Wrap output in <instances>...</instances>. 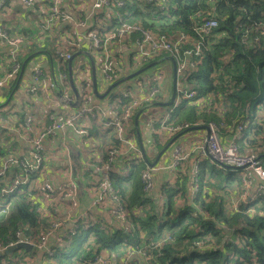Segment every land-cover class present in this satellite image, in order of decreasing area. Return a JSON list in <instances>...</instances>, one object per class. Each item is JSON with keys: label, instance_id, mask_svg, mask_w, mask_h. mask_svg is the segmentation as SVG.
<instances>
[{"label": "trees", "instance_id": "trees-1", "mask_svg": "<svg viewBox=\"0 0 264 264\" xmlns=\"http://www.w3.org/2000/svg\"><path fill=\"white\" fill-rule=\"evenodd\" d=\"M92 2L64 0L62 10L69 15V21L58 20L51 30L42 34L34 26L28 33L31 42L28 49L24 38L19 51L14 56L9 55V63L3 68L9 72L14 64L19 65L17 77L8 83L11 91L22 78L17 81L23 63L34 53L45 52L61 63L58 72L47 74L55 81L52 91H57L54 97L59 99L60 91L70 90L68 60L64 55L82 54L89 58L87 66L78 61L75 71V57L71 73L83 103L84 99L94 95L87 93L93 83L90 60L94 61L93 55L99 58V62H93L97 90L103 79L101 69L106 53L112 51L113 56L109 59L113 65L106 84L119 83L111 89L108 98L119 103V110L130 107L125 122L129 119L132 124L129 134L135 136L134 116L159 97L155 95L148 101H139L138 87H125L121 93L117 88L127 81H143V73L158 69L155 62L154 67L148 66L149 63L155 58L172 55L177 69V90L180 80L177 64L192 60L195 66L186 64L182 68L181 85L184 91H193L194 97L182 99L178 106L174 101L172 111L161 117L162 121L167 115L170 118L165 123L155 124V130L162 129L164 134L165 128H181L184 124L199 127L198 124L212 122L217 126L222 142L225 136H230L240 155H254L263 160L264 0H110L108 6L88 11ZM48 6H51L49 0H40L26 10L30 17L42 23L49 15ZM207 18H214L217 26L204 37L198 55L193 53L188 57L179 48L177 56L175 52L164 50L147 59V55H139L145 60L133 62V56L138 55L135 46L144 40L143 32L149 33L154 40L167 42H174L184 33L199 42L196 31ZM79 21L85 25L76 27ZM126 26L134 28L128 30ZM77 31L87 37L94 33L100 47L93 50L90 46L88 55L80 52L86 48L84 42L76 38ZM244 38L245 43L242 42ZM184 49L194 51L195 44L184 45ZM136 70H140L139 74L130 77L129 74L133 75ZM80 71H83L82 77ZM59 73L65 78L57 77ZM4 76L0 73V80ZM147 78L140 93L147 94L157 88L156 82ZM123 93L132 95L123 98ZM70 94L73 101L72 89ZM211 96L217 100V109H225L228 102V111L216 112V103ZM135 98L139 101L137 104ZM205 99L207 104L198 110ZM23 111L18 122L27 110L24 108ZM99 117L101 112L88 126L89 135H92L91 142L95 137L98 143L103 139L106 143L98 144L96 149H86L84 137L76 138L73 144L80 148L81 168L77 174L67 162L60 163L63 168L58 176L68 171L72 178L66 174L67 181L53 186V174L48 176L45 180L55 189L52 193L45 194L39 188L40 181H45L46 169H58L54 159L48 157L50 138L43 142L47 159L42 161L39 170L28 173L24 166L11 161L9 169L0 174V249L21 241L32 245L30 249H19L0 258V264H264V194L257 192L255 183L246 187L241 179L243 169L226 168L212 158L197 157L191 164L192 153L184 158L181 150L179 163L173 167L170 177L155 188L157 177L150 171L147 153L143 151L145 158L139 155L137 161H131L124 154L111 156L108 150L111 147L120 150V142L116 133L110 132L113 125L105 123L106 116L102 115L98 122ZM35 125L38 130L43 128L38 123ZM138 127L137 123V130ZM186 129L181 128L172 134L173 137ZM168 140L163 139L164 147ZM13 155L25 160L22 155ZM13 157L12 153L0 152V173L2 160L6 162ZM27 158L32 160V155ZM65 161H68V148ZM92 163L101 172L90 168ZM105 168H108V180L116 199L110 192H105L101 200L70 225L68 218L75 217L72 210L77 207V201L85 196L92 195V199L98 196ZM147 172L152 180L149 190H145L146 181L142 179V174ZM69 185L75 189L66 187ZM255 186L256 191L252 192ZM66 193H70L72 199L66 198ZM42 204L46 205V210Z\"/></svg>", "mask_w": 264, "mask_h": 264}, {"label": "built area", "instance_id": "built-area-1", "mask_svg": "<svg viewBox=\"0 0 264 264\" xmlns=\"http://www.w3.org/2000/svg\"><path fill=\"white\" fill-rule=\"evenodd\" d=\"M13 2L16 0H12ZM19 4L25 8V9H31L33 8V6L35 5V2H38L40 0H18ZM51 3V6H48L49 9V15L47 18H45L42 23H39V32L42 34L44 29L48 28V27H52L55 24L58 23V20L61 21H69L70 17L69 15L63 11V4H64V0H49ZM7 0L3 1L2 4H6ZM110 4V0H93L92 2V7L93 9H102V7L108 6ZM41 9V7H40ZM85 25V22L83 21H79L75 24L76 27H83ZM217 26V22L214 18H207L206 20H204L201 24L200 27L198 28V30L196 31L197 34L202 35L203 37H207L210 35L211 31ZM264 28V27H263ZM264 29H262L263 31ZM122 33V31L120 32ZM79 35H81L79 33ZM4 36V35H3ZM120 36H122L120 34ZM79 37V36H78ZM90 37V42L88 43L87 49L91 48L94 50L96 48H99V40L97 39L96 35L94 33H90L89 35ZM147 38L145 39L146 41L144 42V40L142 41V43H137L136 44V48H137V52L139 54L142 55H148L149 51L153 50V52H157L160 50H170V43L165 41V40H154L153 37L148 34V36H146ZM77 38V35H76ZM108 39V38H107ZM137 42V41H136ZM243 43H245V38L242 40ZM23 43V40L20 39L19 37H14V38H7V45L11 48V54L14 56L16 52L19 51V46ZM170 52V51H168ZM172 54H174V52H171ZM111 54V53H110ZM188 54V53H187ZM111 55H109V53H106V61L103 65V68L101 69V73L104 76L103 73H105V80H109L110 76L108 74V71L111 70V67L113 65V61L110 60ZM65 59L68 60L70 59V55L66 54L64 55ZM99 59V58H98ZM99 62V61H98ZM111 66V67H110ZM110 67V68H109ZM184 67V65L181 67V69ZM180 68V67H179ZM178 68V72L179 69ZM19 73V65L18 64H14L11 67V70L9 72L6 73V75L4 76V78L0 81V87H2L5 83L10 82L12 80H14L17 76V74ZM41 72L40 71H36L34 74L33 79L29 82V84L27 85L25 92L26 93H32L35 95H39L41 97V99L44 102L45 106H48V112H49V121H50V126L47 128L45 133H40L38 134L37 138H35L33 140L34 142V146H35V152L37 154L42 155L43 151H44V137L46 134H52L55 135L57 130H60L62 128H71L73 127V123L74 121H76L78 118L81 117H87L89 115L92 116L94 108L92 107L91 103H90V97L87 100H84L83 103L81 101L80 106L76 109L75 114H73L69 120L67 119L66 121H62L60 120V118L57 117V109L62 108V110L66 109V104L63 105V103H68L71 102V98L69 97L68 99H63L61 97V91L59 92V99H56L54 97V93L52 90L55 87V84H52L53 82L55 83V81L51 78V77H47V75L41 77ZM88 75V73H87ZM80 76H83V73H80ZM58 77V76H57ZM80 77V78H81ZM78 78V79H80ZM158 94V89L154 88L153 90H151V92L147 93V94H143L140 93L139 89H138V97H139V101H148L150 99H152L155 95ZM85 96H88L86 94H84ZM194 92H186V91H181L179 89L176 90V96H175V100H178L179 98L185 99V98H193L194 97ZM123 98H128L131 95H129L128 93H123L122 94ZM136 96V94L133 95V97ZM134 103L137 104L139 101L135 98L134 99ZM70 105V103H69ZM109 110L112 109L111 105H108ZM129 109L130 107L127 108H123L122 110L119 111V109L114 110L112 109V114H113V120L111 122V124L113 126H117V128L115 127V129L118 131H120L119 134H122V120H126L129 116ZM51 111V112H50ZM94 115V114H93ZM93 117V116H92ZM170 118V115L165 116L164 120L162 121L163 123H165L168 119ZM189 126L187 124H184L183 127L181 128H188ZM207 127V136H208V141L206 143V145H203L201 148L199 147V152L202 156H208L210 158H212L214 161L218 162L220 165L222 166H233L235 168L238 169H243V175H242V181L244 184H246L245 182H256L258 184L257 186V192L259 193H263L264 194V163L261 160V158H258L254 155H240L238 153L237 150V146L235 144L234 140H231L228 143H223L221 140V137L219 136L218 133V128L214 123H208L206 124ZM181 128L175 127V128H165V130L168 131V133H175L177 131H179ZM124 130V128H123ZM78 134L81 135V137L83 136V129L81 130H76ZM138 151V150H136ZM180 147H177L172 154L173 157V164L172 167H175L180 160ZM111 156H117L120 154H124V152L120 150H111L110 152ZM140 155V153H138ZM33 165L30 166V169L28 171V168L26 169V172L28 173H33L36 172L37 170H39V165L40 162L37 159V155H34L33 157ZM90 167L93 168L94 166L90 164ZM94 169V168H93ZM94 170H96L97 172H101V170L99 169V167L97 166ZM107 170L108 168H105L104 172H103V177H102V181L101 184L99 186L100 191L98 193L97 199L95 200L94 204H92L91 206H94L95 203L99 200H101V198L103 197V194L105 192H110L112 194V198L116 199L113 193V190L110 186L109 180H108V176H107ZM142 179H144L146 181L145 184V190H149L152 188V180H151V176L149 173H143L142 174ZM251 184V183H250ZM246 184V187H249V185ZM51 184L49 181L45 180L44 182H42L39 185L40 190L43 193H48V192H52V190L54 191V189L52 188L51 190ZM66 187H71L73 188V190L75 189L73 185H69ZM58 190H61L60 188H58ZM66 198L72 199V195H70V193H66ZM76 205V203L74 202V206ZM83 214H81L80 216H82ZM78 216V217H80ZM78 217H74L73 219H71L70 222L76 223ZM22 242V241H21ZM12 245V244H10Z\"/></svg>", "mask_w": 264, "mask_h": 264}, {"label": "rangeland", "instance_id": "rangeland-1", "mask_svg": "<svg viewBox=\"0 0 264 264\" xmlns=\"http://www.w3.org/2000/svg\"><path fill=\"white\" fill-rule=\"evenodd\" d=\"M17 16H19V17H21L20 15H17ZM26 16H29V13L26 15ZM32 20H33V18H32V16L30 17V20H29V22H32ZM40 28V27H39ZM134 27H131V26H126V29H133ZM52 29V27H48V28H46V29H44V31H47V30H51ZM43 31V32H44ZM181 33H183V32H181ZM148 34L149 33H147V32H143V38H144V42L146 41L145 39L147 38L146 36H148ZM184 34V33H183ZM181 34L178 38H175V41L174 42H169L170 43V50H165V51H170V53L173 51V52H175V55L177 56V54H178V50H179V48H181V52L183 53V54H186L188 57L189 56H192V54L194 53L195 55H198L199 54V51H200V46L202 45V43L203 42H205L204 41V37L202 36V35H200V34H197V36H198V38H199V42L198 41H196V40H193V39H191L189 36H186V34ZM262 34L264 35V30L262 31ZM112 38H113V36H111ZM190 43H194L195 44V50L193 51L192 49H184V50H182V47L184 46V45H187V44H190ZM131 50V49H130ZM161 51H164V50H160V51H157V52H153L152 50L151 51H149V53H148V55H147V57L145 58V59H147L149 56H151V55H154V53H158V52H161ZM7 58L9 57V55L11 54V48H9L8 50H7ZM111 53V54H110ZM112 51L110 52L109 51V55H111V56H113L112 55ZM188 53V54H187ZM41 54V53H40ZM96 54V53H95ZM141 56V54H139L138 53V55H134L133 56V62H142V61H144L145 59H141L140 58V56ZM110 56V57H111ZM173 56L172 55H168V56H165V57H159V58H155L156 60L155 61H153V62H151V63H149L148 64V66L149 65H152V64H154V62H155V64H156V66H157V68H160V69H157L155 72H151V71H147V72H145V73H143V75H142V77L141 78H143V81L145 80V79H148L147 78V76H149V79L151 80V81H155L156 82V87H157V89H158V93H160V92H165L166 91V88H165V76H164V73L161 71L162 70V67L164 66V64H166V62L167 61H164V60H168V59H165V58H172ZM6 57H5V60H6V63H8L9 62V59H7ZM95 58V59H94ZM56 59V58H55ZM89 58L88 57H85L84 55H80L79 57H77L76 59H74V63L76 62V61H81L83 64H84V66H87L86 65V63H87V61H89L88 60ZM93 59H94V62L96 61V62H98L99 61V59H98V57H96L95 55H93ZM142 60V61H141ZM117 61H119V59H118V57H117ZM54 62L56 63V61L54 60ZM123 64V62H120V65H122ZM144 65H146V62H144L143 63ZM186 64H188L189 66H195L196 65V63L194 62V61H189L188 63H186ZM184 62H179L178 64H177V66H178V68L180 69L179 70V72H181L182 71V69H181V67L183 66V65H186ZM93 66H94V70H95V65L93 64ZM111 67V66H110ZM109 67V68H110ZM151 67H154V65L153 66H151ZM86 68V67H85ZM90 70H91V76H92V72H93V69H92V64L90 63ZM168 70V69H167ZM111 71V70H110ZM140 70H136V72L135 73H138ZM58 72V71H57ZM0 73H1V71H0ZM134 73V74H135ZM104 74V76H105V73H103ZM108 74H110V72H108ZM132 74V73H131ZM57 76L58 77H62V78H65V75L63 74H57ZM104 76H103V79L101 78V80L102 81H105L106 82V80H105V78H104ZM129 76L131 77V76H134V75H130L129 74ZM17 77V76H16ZM21 77H22V75H21ZM20 74H19V77H18V80L17 81H19L20 80ZM68 83H69V86H70V90L72 89V87H71V85H70V80H69V75H68ZM143 81H141V82H135L134 80H132V81H127V82H125V83H122L117 89L118 90H120V89H123V88H125V87H128V86H135V87H138L137 88V90L138 89H140V88H142L143 87V85H142V83H143ZM52 84H55L54 82L52 83ZM96 84V83H95ZM80 87H81V85H80ZM109 87H111V84H106L105 85V87L103 86V85H100L99 87H98V91H102L104 88H105V90H103V93H102V95L101 94H99L98 92V95L101 97H98L99 98V102H101L102 101V99L104 98L105 100H107L108 99V97L110 96V95H108L109 94V92L111 91V89L109 90ZM68 88V87H67ZM82 88V87H81ZM155 88V87H154ZM153 88V89H154ZM152 89V90H153ZM177 89H179V90H181V91H183V87H182V85L180 84V82H178V84H177ZM70 90L68 89V90H65L64 92H62L61 93V97L63 98V99H68L69 97L71 98V94H70ZM82 90V89H81ZM92 90V91H91ZM91 90H90V88H88V90H87V93L88 94H92V93H94V86H93V83H92V88H91ZM109 90V91H108ZM114 91V90H113ZM57 92V91H56ZM55 92V93H56ZM151 92V91H150ZM11 93V92H10ZM26 93V92H25ZM30 95V94H29ZM111 95H113V93L111 94ZM130 95H132L131 93H130ZM31 96V95H30ZM94 96H96L95 94H94ZM212 97V96H211ZM19 98V102L15 99V102H14V98L12 99V101H10V102H4V103H2L1 105H0V117H2L3 119H8V118H10L12 115H13V113H15L16 115H18L19 117H20V115L21 114H24V111H23V108H25V106H23V104H22V100L21 99H24L23 98V96L21 95V96H19L18 97ZM40 96L39 95H36V99L41 103V107L40 106H38V105H32V106H28V107H26L25 109L27 110L26 112H25V115H24V118L23 119H21L19 122H18V120H17V122H15L16 123V125L17 126H11V128H9L8 127V131H1L0 132V152L2 151V153L4 154V153H6V152H8V153H12V156H14L13 157V159H11V158H9L6 162H5V160L3 159L2 161L4 162V164H3V167H2V171H1V173L0 174H3L4 172H6L8 169H9V165L11 164V161L13 162V164H19V165H21V166H24V170L26 171V169H27V167H29L28 168V171H29V169H30V166L31 165H33L34 163H33V157H34V155H37V159L39 160V162H40V165H39V168L41 167V164H42V161L44 160V159H47V157H46V155H47V152H45V151H43L44 153H42V155H41V153L40 154H37L36 152H35V146H34V142H33V140L35 139V138H37V136H38V134H40V133H45L46 132V130H47V128L50 126V121H49V112H48V106H45L44 105V102L42 103L41 101H40ZM84 100H87V99H84ZM212 100H214L215 101V105H214V108H216L217 109V100H215L213 97H212ZM222 100V99H221ZM74 101H75V98H74V100L73 101H71V102H69L68 101V103H63V105H65L66 107H68L69 106V103L72 105V103H74ZM36 104H38L36 101H34ZM180 102H181V98H179L178 100H176L175 101V106H178L179 104H180ZM142 103V102H141ZM155 103H157V102H154V103H150V105L149 106H147L145 109L144 108H142V110H141V112L142 113H144L145 112V110L146 111H148V109H152V108H154L155 106H154V104ZM219 103V102H218ZM201 104L202 105H200V108H197L198 110H201V109H203V106H205L206 104H207V100L205 99V100H203L202 102H201ZM80 106V105H79ZM173 107V106H172ZM225 109H217L218 111H216V112H222V113H224V111H228V109H229V103L228 102H226L225 103ZM78 108V107H77ZM77 108H75V109H77ZM100 110H101V108H100ZM19 111H20V113H19ZM22 111V112H21ZM98 111V110H97ZM120 111V110H119ZM140 111V110H139ZM138 111V112H139ZM172 111V108H171V106L170 107H168L167 106V108H164V111H163V114H166L167 112H171ZM138 112L136 113V115L134 116V121H135V118H136V116L138 115ZM100 113V112H99ZM98 113V114H99ZM73 114H75V112H72V113H70L68 116L69 117H65V118H60V120H62V121H66L67 119L69 120V118L73 115ZM94 114V115H93ZM93 114H92V116L91 115H89V116H87L86 118L85 117H81V118H78L76 121H74V125H73V127H71V129H72V132L74 133V135H75V137H79V138H82V137H84V140H83V143H85V148L86 149H91V148H93V149H96V147H97V145L98 144H100V143H106V141L103 139L102 140V142H100V143H98V140L95 138V137H93L92 138V142H91V137H92V135H89L90 134V131H88L89 130V125H91V124H93L94 122H95V119H96V109H94V111H93ZM140 115V114H139ZM139 115H138V117H139ZM143 115V114H142ZM8 117V118H7ZM144 117H147V118H151V116L149 115V114H145L144 115ZM95 118V119H94ZM100 119H101V117H99L98 118V122H100ZM126 120H122V123H121V125L123 126L122 127V132L123 131H126L127 132V139L129 138L130 140H127V139H125V135H123V137H122V134L124 133H122V134H119L120 133V131H118V129L116 130L115 129V127L117 128V126L115 125V126H113L114 127V130L117 132V134H114V135H116L117 136V138H118V141L120 142V144H119V147L122 149L121 151L122 152H127L126 153V155H128V157H129V159L131 160V161H133V159H135L136 161H137V159L136 158H139L140 156H139V154L138 153H140V155H142V149L141 150H138V151H135L134 149H136V146H135V144H134V133H131V134H129V131L131 130L132 131V129H130V127H132V124L130 125L129 124V119H128V121L127 122H125ZM47 122V123H46ZM162 122V119H160L156 124H159V123H161ZM35 123H38L39 125H41V126H43V128L41 129V130H38L37 128H36V125H35ZM49 123V124H48ZM141 123L143 124V121H141ZM11 124V123H10ZM46 124V125H45ZM197 125V124H196ZM198 125H201V126H206L205 124L203 125V124H198ZM134 126H135V124H134ZM88 127V128H87ZM14 128H16V131H17V133H15V132H13V131H11V130H13ZM25 129L26 131H28V133L25 131V130H22V129ZM123 128H124V130H123ZM189 128H191V127H189ZM189 128H187L183 133H181V134H179L178 136H176V137H173V135L172 134H175V133H171V134H169L167 131H165L164 132V135H166V137L167 138H169V140H168V142L166 143V145H168L171 141H172V139L174 138V140L172 141V143L169 145V147L166 149L167 150V153L168 152H172V150L174 149V147L176 146L175 144H176V139L178 138V137H180V136H182L183 135V138H185V139H187L188 141L189 140H191L190 142L192 143V140L194 139L193 137H196L197 138V134L198 135H200V136H203L204 134H205V130L204 129H197V130H189ZM84 130L83 131V133L84 134H82L83 136L81 137V135L80 134H78L77 133V131L76 130ZM140 129L142 130V127H140ZM153 129V128H152ZM66 130H67V128L65 127V128H62V129H60V130H57L56 131V134L55 135H52V134H46L45 135V137H44V141H45V139H47V138H50L51 139V144H49L48 145V148L50 147V151H51V153H50V155L48 156V157H50L51 159H54V162H55V167L56 168H58L57 170H51V168L50 167H48L47 169H46V171L44 172V174H45V178H44V180L45 179H49L48 178V176H50L51 174H53L52 175V177L55 179V176H56V178L58 179L59 177H57L58 176V174H59V171L61 172V169L63 168V165H60V163H62V164H65L67 161H65V162H63V160H64V155H66V153H67V145L64 143V141L62 140V139H64V136H60V135H62V134H64L65 135V133H66ZM115 131H113V130H111L110 132H115ZM151 131V130H150ZM152 133H153V141H152V139L150 138L149 139V141H145L144 143H145V145H144V143H143V148H144V152H146V153H148L147 151H148V149H149V152H154L155 150L157 151L158 150V154L164 149V146H163V136H162V134H160L158 131H156L155 129H153V131H151ZM91 133H92V131H91ZM135 135H136V131H135ZM172 135V136H171ZM189 136V137H188ZM19 138V140L16 142V140H15V138ZM173 137V138H172ZM183 138H182V140H183ZM4 140V141H3ZM137 140V139H136ZM158 140V141H157ZM66 141V140H65ZM207 141H208V136H207V138L205 139V141H204V145H206V143H207ZM91 142V143H90ZM2 143H4L3 145H2ZM87 143V144H86ZM199 144V146H201V142H199L198 143ZM20 145H22V146H24V147H26L25 149H22V151L24 152V159L25 160H22V158H20V157H17V156H15V155H13V154H16L17 153V150L15 151L14 150V148L16 149V148H19V146ZM123 145V146H122ZM184 145L185 146H187L188 145V143L187 142H185L184 143ZM6 146V147H5ZM29 146H30V148H29ZM8 147H10V150H8L7 151V148ZM44 147V146H43ZM180 150H182V153L184 152V150L185 149H183L181 146H180ZM186 148V150H187V147H185ZM199 148V147H198ZM117 150L116 148H113V147H111L109 150H108V153L111 151V150ZM165 150V151H166ZM164 151V152H165ZM151 153V154H152ZM110 154V153H109ZM156 154V153H155ZM154 154V155H155ZM158 154H156V156L158 155ZM180 154H181V151H180ZM8 155H10V154H8ZM28 155H32V160H28V158H27V156ZM75 158H76V155L74 156ZM15 158V159H14ZM210 158V157H209ZM150 159V161L151 160H153L152 158H149ZM155 159H156V157H155ZM154 159V160H155ZM58 161H59V163H58ZM75 161V164L77 163V159H75L74 160ZM263 161V163H264V160H262ZM0 162H1V158H0ZM51 165V164H50ZM91 165H93L94 167V169L97 167V165L96 164H94V163H92ZM66 166V165H65ZM91 168V167H90ZM92 168V169H93ZM74 170H76L75 169V167L73 168ZM147 173H149V172H147ZM62 175V174H61ZM61 175H59V176H61ZM65 178V181H67L68 179H69V177L68 176H66V177H64ZM41 179V178H40ZM64 181V182H65ZM40 182H44L43 180H41ZM63 182V183H64ZM246 184H248L249 185V187L250 186H252V183L254 184H257L256 182H245ZM251 183V184H250ZM245 184V185H246ZM54 185H56V183L55 182H53V186ZM247 185V186H248ZM54 189V188H53ZM51 190H52V187H51ZM55 190V189H54ZM53 191V190H52ZM52 193V192H51ZM42 208L44 209V210H46V205H44V204H42ZM66 220V219H65ZM68 220L69 221H71V219L70 218H68ZM70 223V225H72V223L73 222H69ZM52 226H54V225H52Z\"/></svg>", "mask_w": 264, "mask_h": 264}, {"label": "crops", "instance_id": "crops-1", "mask_svg": "<svg viewBox=\"0 0 264 264\" xmlns=\"http://www.w3.org/2000/svg\"><path fill=\"white\" fill-rule=\"evenodd\" d=\"M3 1H5V0H0V71H2L6 75L7 72H6V70H3V68L5 66H7V64L9 63V62L6 63L5 57L7 58L6 52L10 48L7 45V38L10 39V38H14V37H19L22 40L24 38H26L25 43H26V50H27L28 46L31 43L29 40L30 38L28 37V33H30L33 30L34 26H35V28L37 27V30L39 31V22L40 21L38 22L36 19L33 18L32 22H29L30 16H26L28 14L27 10L25 12H22L20 10L15 11L14 8H16V6L20 5L18 0L14 1V2L12 0H9L8 3H6V4H2ZM78 4H80V1H78ZM90 6L92 7V5H90ZM79 8L81 9L82 7H79ZM88 11H94L93 7L91 9H88ZM17 15H20L21 17H19ZM23 31H25V32L23 33ZM79 33L81 34L80 31H77V34H76L77 39L79 38V40L81 42H84L83 46L86 48L80 52H88L87 46H88V43L90 42V37L89 36L87 37L83 34L79 35ZM35 35H37V33H35ZM80 55H82V54L77 55L76 58L79 57ZM54 60L56 61V63L54 62ZM164 61H167V62H166V64H164L161 71L164 73V76H165L166 91L160 92L157 94L158 95L157 97H159V99L156 101L157 103H167L170 101L171 94H172V87L174 84V75H173L174 73H173L172 62L170 60H164ZM25 62H24L25 67H24V71H23V76H22L21 80L18 82V85L15 86L16 89L11 91L9 89V85H8L9 82L5 83L2 87H0V105L4 102L12 101L13 98H14V102H15V99L19 102L20 100L18 97L22 95L24 99H21V100H22V104H23V106H25V108L28 106H32V105H38L41 107V103L36 99V95L32 94V93H25V89H26L27 85L29 84V82L33 79L36 71L41 72V74H42L41 77L43 76L42 79H44V76L47 75L48 72L51 73V75H52L54 72L59 71L60 65H61L60 60L58 61L57 58L55 59V58L49 56L45 52H41V54H40V52H37V53H34L33 55H31V57L29 59H27ZM77 62L78 61H76L75 65H74L75 71H76V67H77ZM89 64H90V62H89ZM94 64H95V62H94ZM86 69H87V67L84 69V71ZM158 69H160V68H158ZM82 72L83 71H80V73H82ZM151 72H155V71H151ZM179 75H180L179 76L180 80L178 82H180V84H181V79H182L183 75L181 74V72H179ZM47 77H50V76H47ZM100 85H103L105 87L106 82L100 80L99 86ZM103 90H105V88ZM103 90L99 91L98 93L102 95ZM121 90L122 89L118 90V92L121 93L125 89H123L122 91ZM73 100H74V95H73ZM34 101H36L38 104H36ZM40 101L43 103V100L41 98H40ZM90 103H91L92 107L94 109H96V114L101 112V119H102V115L106 116L107 120L105 123L110 125V123L113 120L112 109L117 110L119 103L117 101H113L109 98L107 100H105L103 98L102 101L99 102V98L97 96H94V95H93V97L90 96ZM157 103L154 104V106H155L154 108L148 109V111L145 110V112L142 113L143 115L141 114L138 117L139 127H138L137 131H138V133L139 132L141 133V134L139 133L141 144H139L138 138L135 135L133 137L134 138V144L136 146V149H134L135 151L141 150V149H142L141 151H144V148H143V146L145 145L144 142L149 141L150 138L153 141V136H152L153 133L151 131H153V129H155L154 125L161 119L164 108H165L161 105H158ZM108 105L112 106L111 110H109ZM100 108H101V110H100ZM23 110H24V108H23ZM75 111H76V109L73 108L70 104L64 110H62V108L57 109V117L58 118L69 117L68 115L72 112H75ZM145 114H149L151 116V118L144 117ZM18 118H19V116L16 115L15 113H13V115L8 119H3L2 117H0V132L1 131H8L9 126H10L9 128H11V126H16L15 122H17ZM101 119H100V121H101ZM141 121H143V124L141 123ZM140 127H142V130L140 129ZM139 129H140V131H139ZM11 131L17 133L16 128H14ZM113 131H115V130L113 129ZM163 131L164 130H162V129L158 130V132L160 134H162L163 139L166 140L167 137H166V135L163 134ZM113 133L117 134L116 131ZM123 135H125V139H127L128 135H127L126 131H124V133L122 134V137H123ZM60 136H64V139H62V140L65 142V144L67 145V148H68L67 165L71 166L73 172H76V170H74L73 168L75 167V169H76V164L80 163V161H79V155H78V158H77V156H76V158L74 156L76 155V152H79L80 148L75 146L73 143H75L74 141L78 137H75L74 133L72 132V129L69 127H67L65 135L62 134ZM206 137H207V130H205V134L203 136H200L197 134V138L193 137L194 139L192 140V143L190 142L191 140L188 141L187 139L183 138V135L178 137L176 139V144H175L176 146L174 147L172 152L167 153L168 149L165 152H163L162 155L159 157L156 165L153 168H151V170H150L151 172L156 174V177H157L155 188H156V186L158 188L163 181L167 180L170 177V174L172 173V170H173L172 154H173V151L177 147L181 146L183 149H185L183 152L184 158L188 155V153H190V152L192 153V154H190V157H189L191 164L194 163V161L196 160L197 157L202 158L203 160L206 158H209L208 156H202L200 154L199 148H198V147L201 148L204 145V141H205ZM182 138H183V140H182ZM15 140L18 141L19 138L17 137V138H15ZM127 140H130V139L128 138ZM185 142L188 143L187 146L184 145ZM199 142H201V146H199V144H198ZM223 142H225V143L230 142V136H225ZM143 143H144V145H143ZM2 144H4V143H2ZM185 147H187V150L189 152H187ZM22 149H25V147L22 145H20L19 148H16V149L14 148L15 151L17 150L16 155H22L23 156L24 152L22 151ZM147 152H148L147 157L153 159V160L149 161V163L152 164L155 157H156V154H158V150L157 151L155 150L152 153V152H149V149H148ZM126 153L127 152H124V155H126ZM75 159H77L76 164L74 161ZM149 167H151V166H149ZM66 174H68L69 177L72 178V176H70L68 171H66L65 173H63V175L57 176V177H59L58 179L55 176V179L53 178V182H55L56 184H60V183L64 182L65 181L64 177H66ZM256 186H258V184H256ZM256 186L253 187L255 189H252V192L256 191ZM81 194H82L81 191H79L78 196H80ZM96 199H97V196H95L92 199V195L85 196L84 198L80 199L79 201H77V207H75L72 210V215L75 217H78L81 214H84L88 209H90V207H92L91 205L94 204Z\"/></svg>", "mask_w": 264, "mask_h": 264}, {"label": "water", "instance_id": "water-1", "mask_svg": "<svg viewBox=\"0 0 264 264\" xmlns=\"http://www.w3.org/2000/svg\"><path fill=\"white\" fill-rule=\"evenodd\" d=\"M15 9V11H22V12H25L26 11V9L25 8H22L21 7V5H18V6H16V8H14ZM83 54H86V55H88V53L87 52H82ZM78 54H75V55H73L72 57H70V59H68V75H69V82H70V85H71V87H72V93L74 94V98H75V101H74V103H72V107L73 108H77V107H79V105H80V103H81V98H80V96H79V93H78V91H77V89H76V87H75V85H74V83H73V79H72V73H71V63H72V60L77 56ZM165 59H168V60H170L171 62H172V65H173V75H174V84H173V87H172V94H171V99H170V101L169 102H167V103H157L158 105H161V106H163V107H166V106H171L173 103H174V100H175V96H176V79H177V69H176V66H175V61H174V59L173 58H165ZM90 62H91V64H92V69H93V72H92V82H93V86H94V94L96 95V96H98V97H100L99 95H98V93H97V90H96V81H95V70H94V66H93V60H90ZM26 63V62H25ZM25 63L23 64V66L21 67V71H20V77H21V75H23V71H24V67H25ZM153 65H155V64H152L151 66H153ZM137 74H139V72L138 73H135V74H133V75H137ZM126 79V78H125ZM119 83V81L118 82H115V83H113V84H111V87H109V90L110 89H112L113 87H115L117 84ZM108 90V91H109ZM102 97V96H101ZM100 97V98H101ZM140 112H141V110L138 112V115L140 114ZM138 115L136 116V118H135V128H136V136H137V138H138V142H139V144H141V140H140V137H139V133H138V131H137V123H138ZM197 129H205V130H207V127L206 126H199V127H191V128H189V130H197ZM207 138V137H206ZM174 140V139H173ZM172 140V141H173ZM172 141L168 144V145H166L165 147H164V149L156 156V159L153 161V163L151 164V163H148V165L149 166H151L150 168H153L155 165H156V163H157V161H158V159H159V157L162 155V153L169 147V145L172 143ZM78 155H79V152H76V156H77V158H78ZM142 156H143V158H145V153L142 151ZM262 158L264 159V155L262 156ZM224 167H226V168H232V169H238V168H235V167H233V166H224ZM80 163H77L76 164V173L78 174V172H79V170H80ZM32 247V245L31 244H29V243H27V242H21V243H17V244H12V245H8V246H6V247H4V248H2V249H0V258H2V257H5V256H9V255H11L13 252H15L16 250H19V249H23V248H25V249H30Z\"/></svg>", "mask_w": 264, "mask_h": 264}]
</instances>
